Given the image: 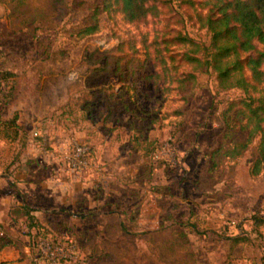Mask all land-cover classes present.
I'll list each match as a JSON object with an SVG mask.
<instances>
[{"label": "rangeland", "instance_id": "obj_1", "mask_svg": "<svg viewBox=\"0 0 264 264\" xmlns=\"http://www.w3.org/2000/svg\"><path fill=\"white\" fill-rule=\"evenodd\" d=\"M204 1L148 0L128 21L101 0H0V115L41 96L37 127L90 146L79 172L96 180L72 211L0 221L30 264H264V167L250 172L264 121L242 148L237 112L264 97V81L218 85ZM237 232L245 239L224 257L222 237ZM69 238L70 257L37 255L40 239Z\"/></svg>", "mask_w": 264, "mask_h": 264}, {"label": "crops", "instance_id": "obj_2", "mask_svg": "<svg viewBox=\"0 0 264 264\" xmlns=\"http://www.w3.org/2000/svg\"><path fill=\"white\" fill-rule=\"evenodd\" d=\"M41 96L28 93L23 100L8 105L0 115V221L21 219L42 220L46 211L85 204V196L96 182L92 175L67 168L61 159L64 149L62 138L48 135L41 129L33 136L38 114L43 112ZM228 157L230 155H227ZM158 182V181H157ZM113 185L112 183H110ZM153 184V181H152ZM83 201V202H82ZM89 202V201H88ZM95 201L93 203H96ZM136 210L138 212L137 206ZM143 218L138 223L143 226ZM226 257L243 240L233 242L228 236ZM24 246L13 239L0 247V264H30L23 255Z\"/></svg>", "mask_w": 264, "mask_h": 264}, {"label": "trees", "instance_id": "obj_3", "mask_svg": "<svg viewBox=\"0 0 264 264\" xmlns=\"http://www.w3.org/2000/svg\"><path fill=\"white\" fill-rule=\"evenodd\" d=\"M203 3L209 5L203 23L211 33L208 46L211 51L204 63L216 71L221 88L240 87L247 91L251 87L255 90L256 84L264 81V69L261 68L264 49L256 48V42L264 45V0H205ZM101 4L102 9L109 12L117 6L128 21L144 18L153 6L148 5V0H101ZM93 20L94 23L86 26L83 33L95 31L96 13L93 14ZM244 67L250 71L249 78L244 75ZM256 99L257 104H253L255 98L252 96L242 99L245 109L237 111L245 118L244 127L247 129L246 140L240 143L242 148L262 129L264 97L259 95ZM233 104L235 102L231 101V106ZM234 153V150L227 151V155L233 156ZM263 167L264 143L260 140L258 156L250 172L258 173ZM227 238L233 242L245 239L243 235ZM11 241L1 242L0 247Z\"/></svg>", "mask_w": 264, "mask_h": 264}, {"label": "built area", "instance_id": "obj_4", "mask_svg": "<svg viewBox=\"0 0 264 264\" xmlns=\"http://www.w3.org/2000/svg\"><path fill=\"white\" fill-rule=\"evenodd\" d=\"M40 134V128L36 127L32 130L33 136H38ZM66 146L62 150L61 153V159L64 165L67 168L80 171L87 167L88 165V158L90 154V146H88L83 140L77 137H71L67 143ZM10 239V236L3 226V224L0 222V243L6 242ZM67 245H63L59 243L58 241H50L47 239H40L35 243V249L38 252L37 255L42 256L43 258H55V252L56 250H59L62 252V254L58 255L60 258H67L71 255L68 254L67 250L72 249L73 247V241L71 238L68 239ZM65 251V252H64Z\"/></svg>", "mask_w": 264, "mask_h": 264}]
</instances>
